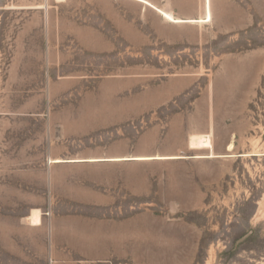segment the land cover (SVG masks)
<instances>
[{"label":"rangeland","instance_id":"1","mask_svg":"<svg viewBox=\"0 0 264 264\" xmlns=\"http://www.w3.org/2000/svg\"><path fill=\"white\" fill-rule=\"evenodd\" d=\"M0 264H264V0H0Z\"/></svg>","mask_w":264,"mask_h":264},{"label":"bare ground","instance_id":"2","mask_svg":"<svg viewBox=\"0 0 264 264\" xmlns=\"http://www.w3.org/2000/svg\"><path fill=\"white\" fill-rule=\"evenodd\" d=\"M172 16V15H171ZM229 148V150H231L232 148H233V144H231L230 146H228Z\"/></svg>","mask_w":264,"mask_h":264},{"label":"crops","instance_id":"3","mask_svg":"<svg viewBox=\"0 0 264 264\" xmlns=\"http://www.w3.org/2000/svg\"><path fill=\"white\" fill-rule=\"evenodd\" d=\"M148 1V0H147ZM178 15H179V13H178ZM177 16V15H176ZM184 19H187V18H184ZM176 24H179V23H176ZM229 150V149H228Z\"/></svg>","mask_w":264,"mask_h":264}]
</instances>
